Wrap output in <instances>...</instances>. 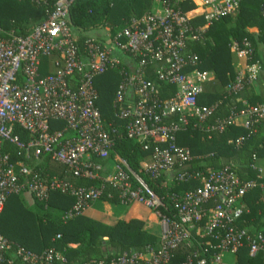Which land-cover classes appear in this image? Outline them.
Instances as JSON below:
<instances>
[{"label":"built area","instance_id":"obj_1","mask_svg":"<svg viewBox=\"0 0 264 264\" xmlns=\"http://www.w3.org/2000/svg\"><path fill=\"white\" fill-rule=\"evenodd\" d=\"M191 1L204 22L195 30L188 23L187 13L158 1V8L154 7L140 20H132L117 38L110 39L106 29L100 31L102 36L90 37L83 54L78 52L75 34L67 27L69 8L75 0H56L48 18L27 36L0 30V141L22 149L26 159L29 155L35 160L49 155L75 177L100 184L85 189L56 179H42L24 163H11L0 148V215L12 196L27 195L37 202H46L57 192L75 199L64 215L65 220L72 219L84 215L99 201L103 194L101 184H108L116 190L119 205L133 203L154 213L160 228L158 244L145 253L123 252L109 262L85 264H168L171 253L187 242L193 231L199 237H208V245L218 250L210 257V264H227L223 255L234 256L244 245L249 258L264 257V235L257 233L250 238L235 225L244 212L240 201L256 188L264 193L262 171L255 168L256 177L245 182L239 180L230 166L207 170L205 175L189 172L191 156L175 144L180 126L187 125L189 118H196L198 129L211 134L222 133L240 116L248 118L245 129L264 117V105L250 106L244 101L241 110L205 125L212 109L198 107L196 99L202 93L207 74L189 71L197 59L183 57L181 50L186 39L198 38L213 23L234 14L239 1ZM231 51L246 62L253 53L248 42L243 43L242 49L233 43ZM125 58L129 59L128 70L122 71L124 79L115 95V103L121 105L118 118L129 122L126 126L129 139L144 148L158 145L149 162L141 164L142 170L153 178L164 174L168 181L184 183L196 179L200 183V188L173 196L176 222L160 212L161 200L140 172L131 170L124 159L115 157L110 170L105 172L103 162L113 144L95 104L93 82ZM43 59L49 60L55 71L41 77ZM148 62L160 63L157 79L176 88L174 97L164 103L157 100L154 86L144 78L142 69ZM254 79L255 70L249 67L246 73L235 75L226 91L239 95ZM172 116L178 117L177 122L166 124L165 120ZM52 123H60L63 128L51 130ZM15 127L28 134L30 140L26 144L14 134ZM210 200L216 202L214 208L204 210L202 206ZM205 252L201 257L195 254L186 258L182 264H206L202 257ZM16 259L22 264L65 263L58 252L34 254L13 247L0 235V264H15Z\"/></svg>","mask_w":264,"mask_h":264},{"label":"trees","instance_id":"obj_2","mask_svg":"<svg viewBox=\"0 0 264 264\" xmlns=\"http://www.w3.org/2000/svg\"><path fill=\"white\" fill-rule=\"evenodd\" d=\"M55 1L0 0V30L13 32L17 36H27L48 18ZM154 1L156 0H75L69 8L67 27L76 36L78 52L84 53L86 42L90 39L88 32L106 29L113 40L129 27L132 20H140L149 15ZM157 1L165 2L173 10L183 14L196 9L191 0ZM238 1L239 6L234 14L213 23L198 38L186 39L181 50L183 57L194 56L197 59V64L189 71L211 72L214 76L213 88L217 89L202 90L196 99L198 107L212 109L205 125L225 119L243 108L238 95L226 91V87L235 78L231 53L233 43L240 49L244 42L250 44L253 53L247 62L249 65L257 60V45H264V0ZM188 23L193 30L204 24L201 17L191 19ZM50 64L49 60H42L39 76H47L55 71ZM127 66L124 60H120L117 67L93 82L97 96L95 104L113 144L103 165L111 166L115 157L124 159L131 170L140 172L149 188L161 200L163 208H160V212L176 222L178 218L173 208V196L200 188V183L196 179L184 183L168 181L164 174L153 178L142 170L141 164L149 162L158 145L149 144L144 148L143 144L129 139L126 134L129 122L118 118L121 105L115 103V95L124 79L122 71L128 70ZM160 67V63L148 62L142 70L146 81L154 86L157 100L164 103L174 97L176 88L157 79L156 73ZM248 105L255 106L257 103L250 102ZM247 119L245 116L237 117L234 124L222 133L206 134L198 129L196 118H189L187 125L180 126L175 137V144L186 149L191 156L188 171L205 175L207 170L216 171L230 166L241 182L254 179L257 172L254 161L264 157V117L245 129ZM177 120V116H172L165 123ZM62 128L60 123L50 124L51 130ZM14 134L23 144L30 140L28 134L17 127L14 128ZM0 148L10 158L11 163H24L32 173L42 179H56L74 188L87 189L100 185L96 181L75 177L66 166L55 162L49 155H41L37 160L29 155L26 159L22 149L6 141H0ZM101 186L103 194L99 201L118 204L116 190L108 184ZM74 203L73 197L57 192L52 193L46 202L32 200L31 204H26L23 196H12L0 215V235L13 247L19 246L34 254L47 250L58 252L65 259L64 264H85L99 260L109 262L123 252L145 253L148 248L157 246L158 239L145 231L143 220H121L112 225L85 215L65 220V213ZM215 204L214 200H210L202 208L210 210ZM239 204L244 207V212L235 225L245 230L250 238L257 233L264 235V193L256 188ZM199 225L202 227L203 222ZM208 242V237H198L192 233L187 242L180 244L171 253L168 264H182L186 258L195 254L201 257L200 254L204 251L206 252L202 257L206 264H210V257L218 250L212 244L209 246ZM232 257V264H264L262 256L249 258L246 245ZM15 264L22 263L16 259Z\"/></svg>","mask_w":264,"mask_h":264},{"label":"crops","instance_id":"obj_3","mask_svg":"<svg viewBox=\"0 0 264 264\" xmlns=\"http://www.w3.org/2000/svg\"><path fill=\"white\" fill-rule=\"evenodd\" d=\"M159 5L160 4L157 0L154 1L152 11L154 7L158 8ZM199 14L200 10L196 8L194 11L187 13L186 16L191 20L199 17ZM256 52V62L252 65H248L244 58L238 57L231 51L235 75L246 73L247 68L249 67H253L255 70L254 81H252V83L249 84L248 87L237 96V98L241 102L245 101L247 104H250V102H255L257 105H264V45H257ZM128 60V58H125L124 62L128 63ZM206 74V81L203 83L202 89H206L208 91L217 89V87L213 88V74L211 72H206ZM254 168L260 169L262 171V178L264 179V157L257 158L254 161ZM23 199L26 204L32 203V199L27 195L23 196ZM84 215L107 225H112L121 220H143L145 222V231L152 234L157 239L160 234V228L154 213L142 206L133 203L123 206L119 204H109L106 202L96 201L89 207Z\"/></svg>","mask_w":264,"mask_h":264},{"label":"rangeland","instance_id":"obj_4","mask_svg":"<svg viewBox=\"0 0 264 264\" xmlns=\"http://www.w3.org/2000/svg\"><path fill=\"white\" fill-rule=\"evenodd\" d=\"M89 37H94V36H99V35H101L102 36V34L99 32V31H90V32H88V34H87ZM113 164H111V166H112ZM110 165H105V172H107V171H109L110 170ZM192 233H194V235H196V233H195V231H193ZM192 237V234H191V236H190V238ZM199 237V236H198ZM190 241V240H189ZM225 263H227V264H232L233 263V257L231 256V255H228V254H224L223 255V259H222Z\"/></svg>","mask_w":264,"mask_h":264}]
</instances>
